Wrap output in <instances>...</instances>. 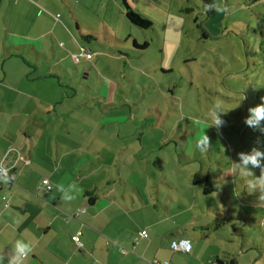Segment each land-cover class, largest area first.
Instances as JSON below:
<instances>
[{"label": "crops", "instance_id": "1", "mask_svg": "<svg viewBox=\"0 0 264 264\" xmlns=\"http://www.w3.org/2000/svg\"><path fill=\"white\" fill-rule=\"evenodd\" d=\"M246 1L254 10L246 24L261 38L264 62V0ZM124 10L120 0H0V161L12 174L0 177V254L6 259L11 243L23 239L33 246L23 264H170L171 240L192 237L196 250L198 240L209 238L206 224L175 221L169 196L159 200L155 181L164 174L151 164L163 160L168 134L159 120L148 121L158 103L139 107L120 91L134 67L126 43L114 47ZM81 44L93 57L74 63L71 53ZM118 64L124 70L111 74ZM204 175L211 182L203 172L188 181ZM44 178L52 185L48 192ZM60 187L71 188L73 199ZM188 197L179 199V212L203 211L195 195ZM76 232L81 246L71 240ZM205 255L209 264L221 257L214 250ZM227 256L221 258L233 259Z\"/></svg>", "mask_w": 264, "mask_h": 264}, {"label": "rangeland", "instance_id": "2", "mask_svg": "<svg viewBox=\"0 0 264 264\" xmlns=\"http://www.w3.org/2000/svg\"><path fill=\"white\" fill-rule=\"evenodd\" d=\"M132 1L127 0L128 5L137 3L135 11L152 26L140 28L124 13L118 14L120 42L114 41V47L126 43L133 57L128 63L134 66L127 72L129 79H121L120 91L139 107L158 103L148 121L155 124L159 120L161 133L168 134L169 141L161 152L163 160L151 164L154 172L164 174L165 180L155 181V188L161 190L159 200L169 196L172 219L206 224L204 232L209 236L198 240L196 250L190 238L194 255L170 249L166 261L209 264L204 256L214 250L221 257L229 254L233 258L227 264L235 260L237 264H264V169H247L239 162L241 152L264 151V132L244 122L249 108L264 103L261 38L246 24L253 5L248 6L246 0ZM135 37L138 45L147 41V47L134 48ZM109 70L117 76L124 69L118 64ZM109 70L102 72L107 76ZM215 104L227 110L220 113L224 121L220 127L212 125L210 109ZM138 165L130 164L141 168ZM202 172L211 176L214 188L205 195L203 183L188 181L193 173ZM250 180L254 183L249 184ZM182 195L189 199L195 195L203 211L195 206L179 212Z\"/></svg>", "mask_w": 264, "mask_h": 264}, {"label": "clouds", "instance_id": "3", "mask_svg": "<svg viewBox=\"0 0 264 264\" xmlns=\"http://www.w3.org/2000/svg\"><path fill=\"white\" fill-rule=\"evenodd\" d=\"M223 110L221 105L215 104L210 109V115L214 117L212 125L220 127L224 124L221 119L220 113L226 112ZM249 115L245 119V124L252 128H258L264 132V103L258 104L255 107L248 109ZM239 162L244 168L253 169L261 168L264 169V151L259 148H253L250 152L239 153ZM254 181H249V184H253ZM59 191L64 194V198L67 200L73 199L71 194L72 189L65 190L60 187ZM11 254L7 255L0 254V264H23V260L33 252V246L30 242L23 239H17L11 243Z\"/></svg>", "mask_w": 264, "mask_h": 264}, {"label": "built area", "instance_id": "4", "mask_svg": "<svg viewBox=\"0 0 264 264\" xmlns=\"http://www.w3.org/2000/svg\"><path fill=\"white\" fill-rule=\"evenodd\" d=\"M92 57H93V52L89 48L84 47V46H80L78 52L71 53V59L74 63H78L81 59L90 61ZM11 175L12 174L10 171V166L7 165L5 159H2L0 161V177L10 179ZM42 186H43L42 189L44 192H48L52 188V185L47 178L42 179ZM2 198L5 199V196H2ZM80 211H84V210L82 209ZM139 235L141 237H144L147 235V231L143 229L139 232ZM71 240L77 246L82 245L80 237H79V232H76L75 234H73L71 236ZM191 247H192V243H191L190 238L188 237L176 238V239L171 240L170 242V249L174 252L188 253L190 252ZM121 251L124 252L125 248H121Z\"/></svg>", "mask_w": 264, "mask_h": 264}, {"label": "trees", "instance_id": "5", "mask_svg": "<svg viewBox=\"0 0 264 264\" xmlns=\"http://www.w3.org/2000/svg\"><path fill=\"white\" fill-rule=\"evenodd\" d=\"M187 9H189V8H185L184 10H187ZM124 15H125V18L130 23H132V24H134L140 28L148 29L152 26V22L149 19H147L146 17H144L143 15H141L140 13H138L137 11L132 9V7H130V6L128 8H125ZM203 35L205 36L204 33H203ZM147 45H148L147 41H144L141 45H138L137 42H135V41L133 42L134 48L144 49L147 47ZM199 182L203 183V189H202L203 193L208 194L214 190L213 186L210 183V178L208 175L202 176V178L199 180ZM216 226H218V224H216Z\"/></svg>", "mask_w": 264, "mask_h": 264}, {"label": "water", "instance_id": "6", "mask_svg": "<svg viewBox=\"0 0 264 264\" xmlns=\"http://www.w3.org/2000/svg\"><path fill=\"white\" fill-rule=\"evenodd\" d=\"M122 1H123V4H124L125 8H128L129 5H128V3H127V0H122ZM215 262H216V264H223V263L220 262L218 259H215Z\"/></svg>", "mask_w": 264, "mask_h": 264}, {"label": "flooded vegetation", "instance_id": "7", "mask_svg": "<svg viewBox=\"0 0 264 264\" xmlns=\"http://www.w3.org/2000/svg\"><path fill=\"white\" fill-rule=\"evenodd\" d=\"M216 259H218L220 262H222L223 264H227V261L226 259L224 258H221V257H217Z\"/></svg>", "mask_w": 264, "mask_h": 264}]
</instances>
